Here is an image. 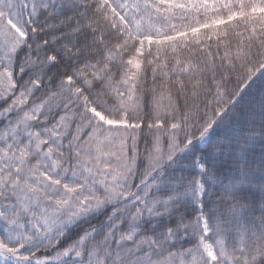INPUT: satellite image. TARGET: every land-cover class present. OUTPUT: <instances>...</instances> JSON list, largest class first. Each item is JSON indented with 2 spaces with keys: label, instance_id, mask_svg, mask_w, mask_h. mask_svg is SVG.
<instances>
[{
  "label": "snow or ice",
  "instance_id": "obj_1",
  "mask_svg": "<svg viewBox=\"0 0 264 264\" xmlns=\"http://www.w3.org/2000/svg\"><path fill=\"white\" fill-rule=\"evenodd\" d=\"M0 264H264V0H0Z\"/></svg>",
  "mask_w": 264,
  "mask_h": 264
}]
</instances>
